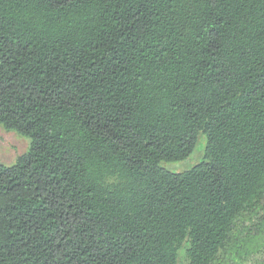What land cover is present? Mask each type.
Listing matches in <instances>:
<instances>
[{"label":"trees","instance_id":"trees-1","mask_svg":"<svg viewBox=\"0 0 264 264\" xmlns=\"http://www.w3.org/2000/svg\"><path fill=\"white\" fill-rule=\"evenodd\" d=\"M0 126V264H215L264 200V0H0Z\"/></svg>","mask_w":264,"mask_h":264},{"label":"rangeland","instance_id":"rangeland-1","mask_svg":"<svg viewBox=\"0 0 264 264\" xmlns=\"http://www.w3.org/2000/svg\"><path fill=\"white\" fill-rule=\"evenodd\" d=\"M30 145V139L0 126V163L10 167L24 154ZM205 138L200 137L193 153L185 160L163 163L162 166L172 172H183L202 160ZM236 238L231 240L229 254L222 253L215 264H264V200L253 212L246 214L238 224ZM184 248L180 250L177 264H183Z\"/></svg>","mask_w":264,"mask_h":264}]
</instances>
